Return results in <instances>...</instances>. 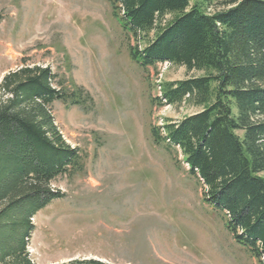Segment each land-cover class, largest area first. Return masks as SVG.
Here are the masks:
<instances>
[{
  "label": "rangeland",
  "instance_id": "1",
  "mask_svg": "<svg viewBox=\"0 0 264 264\" xmlns=\"http://www.w3.org/2000/svg\"><path fill=\"white\" fill-rule=\"evenodd\" d=\"M215 1L209 12L227 0ZM0 17V85L37 65L51 69L55 89L63 81L91 97L83 106L71 99L51 106L64 139L87 156V174L59 177L53 186L66 196L32 218L34 264H259L222 211L203 200L188 166L151 142V125L201 109L152 106L159 83L202 72L170 63L145 70L108 0H0Z\"/></svg>",
  "mask_w": 264,
  "mask_h": 264
},
{
  "label": "trees",
  "instance_id": "2",
  "mask_svg": "<svg viewBox=\"0 0 264 264\" xmlns=\"http://www.w3.org/2000/svg\"><path fill=\"white\" fill-rule=\"evenodd\" d=\"M108 1L145 70L170 63L203 73L159 83L152 106L201 109L151 125V142L188 166L203 200L264 264V0H227L213 12L215 0ZM52 78L49 67L25 66L0 85V264H34L27 251L32 218L66 196L53 186L59 177L87 174V156L64 139L51 106L69 99L83 106L91 97L63 81L57 90Z\"/></svg>",
  "mask_w": 264,
  "mask_h": 264
},
{
  "label": "bare ground",
  "instance_id": "3",
  "mask_svg": "<svg viewBox=\"0 0 264 264\" xmlns=\"http://www.w3.org/2000/svg\"><path fill=\"white\" fill-rule=\"evenodd\" d=\"M40 238V237H39ZM53 245V244H52Z\"/></svg>",
  "mask_w": 264,
  "mask_h": 264
}]
</instances>
